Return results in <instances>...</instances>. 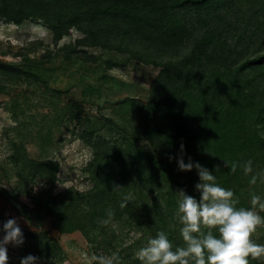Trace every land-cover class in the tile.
Here are the masks:
<instances>
[{"label":"trees","instance_id":"1","mask_svg":"<svg viewBox=\"0 0 264 264\" xmlns=\"http://www.w3.org/2000/svg\"><path fill=\"white\" fill-rule=\"evenodd\" d=\"M57 1L61 6L47 15L46 22L56 43L76 27L83 33L77 48L99 46L128 52L145 63L164 64V70L179 80L169 97L147 103L130 101L129 108L140 116L146 138H163L169 151L183 156L185 162L191 157L207 167L216 183L233 190L236 206L246 208L252 192L246 184L264 170V0ZM39 2L0 0V19L21 24L31 17L28 3ZM76 49L69 58L82 59ZM25 61L42 62L30 57ZM0 70L21 72L4 63ZM182 75L186 76L183 81ZM249 159L253 172L245 174ZM9 164L19 183L38 177L55 183L59 170L58 162L38 161L22 150L10 156ZM89 172L94 182L89 190L69 188L54 193L51 185L35 195V205L43 207L61 231H82L103 255L113 254V264H142L137 246L160 231L174 247L184 246L177 191L199 198L195 168H172L126 133L116 141L101 138ZM258 184L263 187L264 181L258 178L255 187ZM17 189L4 190V197L17 212L33 220L36 210L19 200ZM152 192L157 196L148 199ZM113 223L144 231V235L117 250L119 236L112 231ZM208 230L202 226V231ZM32 236L36 238L34 254L49 264L62 263L65 253L56 240L43 233ZM8 264L16 263L8 260Z\"/></svg>","mask_w":264,"mask_h":264},{"label":"rangeland","instance_id":"2","mask_svg":"<svg viewBox=\"0 0 264 264\" xmlns=\"http://www.w3.org/2000/svg\"><path fill=\"white\" fill-rule=\"evenodd\" d=\"M117 1L108 0L114 4ZM28 5L31 17L21 24L0 19V63L21 70L17 74L0 70V225L15 217L25 237L21 246L8 245V257L20 264L21 257L33 254L40 258L38 264H49L45 258L33 253L36 238L31 235L35 232L46 234L60 244L65 253L61 264H96L98 257L112 259L113 254L103 255L101 248L97 250V245L80 230L61 231L53 217L43 207L35 205V195L51 185L54 193L69 188L89 190L94 183L89 172L90 162L102 137L116 141L124 138V134L132 133L147 151L172 168L177 167L176 157L179 156L169 151L163 138L144 136L143 122L129 108V103H147L169 97L179 80L164 70V64H148L128 52L99 46L77 48L76 41L83 33L76 27L56 43L46 22L47 15L59 8L61 2L40 0L35 5ZM75 49L79 50L77 54L82 59L69 58ZM26 57L42 62L33 65L25 61ZM110 64L114 66L110 67ZM185 77L180 76V80ZM20 150L38 161L58 162L56 182L49 183L38 177L31 182L19 183L9 160ZM255 185L246 184V187H252L246 208L252 207L253 194L264 198V186ZM15 187H18L19 200L36 210L33 220L17 212L4 197V190ZM150 196H157V193H150L148 199ZM255 211L264 217V209L258 205ZM113 225L112 231L119 236L115 243L117 250L144 235V231L140 233L130 227ZM150 239V236L146 237V241ZM250 239L264 244V223L257 225ZM147 243L137 246V251ZM248 260L249 264H264V254L249 256Z\"/></svg>","mask_w":264,"mask_h":264},{"label":"clouds","instance_id":"3","mask_svg":"<svg viewBox=\"0 0 264 264\" xmlns=\"http://www.w3.org/2000/svg\"><path fill=\"white\" fill-rule=\"evenodd\" d=\"M184 145L181 144V152ZM172 159L173 157H169ZM178 168L182 171L197 170L199 181L195 189L199 198L179 193L178 212L182 223L180 234L184 246H173L164 231L151 238L147 246L139 250L138 258L142 264H249L248 257L264 254V244L250 239L257 225L264 223V217L255 211L258 205L264 209V198L251 196L252 207H237L234 192L216 183V176L207 167L189 157H176ZM235 171V167L231 168ZM253 172L252 161L244 164V173ZM264 181V170L253 174L251 184L257 179ZM119 186H114V189ZM207 226L208 231H202ZM0 264H8V245L21 246L25 242L23 231L15 217L0 225ZM39 257L28 254L20 258V264H38ZM99 264H113V260L104 256L97 258Z\"/></svg>","mask_w":264,"mask_h":264}]
</instances>
